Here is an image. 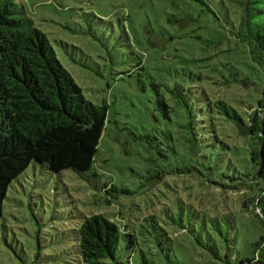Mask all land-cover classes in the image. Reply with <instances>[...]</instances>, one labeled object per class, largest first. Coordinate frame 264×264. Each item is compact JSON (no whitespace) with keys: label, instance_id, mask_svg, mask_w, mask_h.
Here are the masks:
<instances>
[{"label":"rangeland","instance_id":"1","mask_svg":"<svg viewBox=\"0 0 264 264\" xmlns=\"http://www.w3.org/2000/svg\"><path fill=\"white\" fill-rule=\"evenodd\" d=\"M20 4L84 97L109 106V123L90 172L56 174L32 163L12 183L0 220V264H84L74 230L83 216L94 214L136 239L135 249L123 248L109 264H240L256 258L264 241V205L261 215L255 200L264 179L247 157L251 137L214 108L225 102L247 124L263 98L262 72L235 36L236 0ZM176 83L208 159L199 172L177 170L191 117L169 96ZM159 97L172 107V122L163 117ZM171 144L178 154L169 162L161 151Z\"/></svg>","mask_w":264,"mask_h":264},{"label":"trees","instance_id":"2","mask_svg":"<svg viewBox=\"0 0 264 264\" xmlns=\"http://www.w3.org/2000/svg\"><path fill=\"white\" fill-rule=\"evenodd\" d=\"M20 1L0 0V220L10 186L32 163L56 174L67 170L81 175L90 172L109 123V106L95 105L84 97ZM236 2L240 28L235 36L248 46L251 60L264 78V0ZM136 85L145 92L143 80L137 79ZM169 92L175 106L191 117L183 89L176 83ZM157 105L165 120L172 122L173 109L168 100L159 97ZM214 108L219 116L250 129L247 137H251L253 146L247 157L264 179V92L247 124L225 102H217ZM184 128L185 142L177 170L180 174L199 172L198 165L208 159L192 117ZM193 141L196 156L190 151ZM167 150L161 151V156L170 162L169 155L178 153L173 144ZM104 191L109 193L106 187ZM261 192L255 200L257 209L264 205V188ZM259 213L263 214L260 209ZM78 225L74 235L84 264H109L117 261L123 248L135 249V236L102 214L83 216ZM257 248L256 258L240 264H264V241Z\"/></svg>","mask_w":264,"mask_h":264},{"label":"water","instance_id":"3","mask_svg":"<svg viewBox=\"0 0 264 264\" xmlns=\"http://www.w3.org/2000/svg\"><path fill=\"white\" fill-rule=\"evenodd\" d=\"M238 129L240 131V134L243 136V137H247L249 134H250V131L248 130V128L243 125V124H238ZM190 151L193 155H197L198 151H197V147H196V143L195 141L192 142V145H191V148H190Z\"/></svg>","mask_w":264,"mask_h":264}]
</instances>
